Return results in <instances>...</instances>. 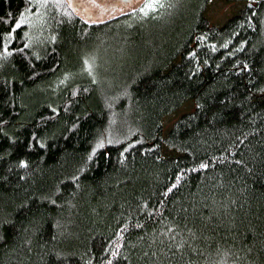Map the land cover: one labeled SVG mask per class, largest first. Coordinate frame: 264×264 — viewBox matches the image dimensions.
<instances>
[{
	"label": "trees",
	"instance_id": "obj_1",
	"mask_svg": "<svg viewBox=\"0 0 264 264\" xmlns=\"http://www.w3.org/2000/svg\"><path fill=\"white\" fill-rule=\"evenodd\" d=\"M224 1L0 0V264H264V0Z\"/></svg>",
	"mask_w": 264,
	"mask_h": 264
},
{
	"label": "water",
	"instance_id": "obj_2",
	"mask_svg": "<svg viewBox=\"0 0 264 264\" xmlns=\"http://www.w3.org/2000/svg\"><path fill=\"white\" fill-rule=\"evenodd\" d=\"M68 7V0H65ZM146 0H72L71 11L89 24L109 22L139 9Z\"/></svg>",
	"mask_w": 264,
	"mask_h": 264
},
{
	"label": "rangeland",
	"instance_id": "obj_3",
	"mask_svg": "<svg viewBox=\"0 0 264 264\" xmlns=\"http://www.w3.org/2000/svg\"><path fill=\"white\" fill-rule=\"evenodd\" d=\"M55 0H47V2H52ZM244 5L243 1H235V2H225L224 0H212V2L206 8L205 15L209 18V20L217 25H222L229 17H231L234 13H236L242 6ZM185 106V105H184ZM184 106L174 115L169 116L165 123V129L169 128L173 124V122L185 111H189L193 109V104L189 102L185 108ZM166 152H170L167 150ZM171 153V152H170Z\"/></svg>",
	"mask_w": 264,
	"mask_h": 264
},
{
	"label": "snow or ice",
	"instance_id": "obj_4",
	"mask_svg": "<svg viewBox=\"0 0 264 264\" xmlns=\"http://www.w3.org/2000/svg\"><path fill=\"white\" fill-rule=\"evenodd\" d=\"M44 2L46 3L47 2V0H44ZM68 3H69V7H71L72 6V0H68ZM160 6V2H159V0H146V2H145V4L143 5V7H141V11L142 12H144L145 11V9H155V8H157V7H159ZM23 16V14L21 13V17ZM22 23H24V20H23V18H21V19H18V20H16L15 21V27H19ZM7 36H12V32H8L7 33ZM242 44H243V42H242ZM8 54V48H7V46L5 45V48H4V53H2V55H7ZM189 55H191V53H189ZM85 64H86V66L89 68V70L91 69V65L88 63V61L86 60L85 61ZM65 75H67V74H65ZM109 142H111V141H109ZM101 146V144L98 142L97 143V147H100ZM93 152H95L96 151V149L95 148H93V150H92ZM89 159H91V156H89ZM25 163V161H21V164H24ZM242 163V162H241ZM200 167H207V165L206 164H201L200 165ZM78 175V174H77ZM72 180H75L76 179V177L75 176H73L72 178H71ZM177 247H179V245H177ZM109 264H111V262H109Z\"/></svg>",
	"mask_w": 264,
	"mask_h": 264
}]
</instances>
